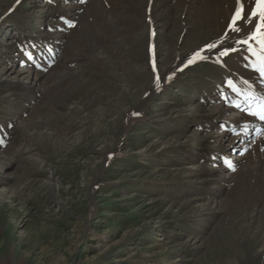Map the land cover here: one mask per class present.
<instances>
[{"label": "rangeland", "instance_id": "1", "mask_svg": "<svg viewBox=\"0 0 264 264\" xmlns=\"http://www.w3.org/2000/svg\"><path fill=\"white\" fill-rule=\"evenodd\" d=\"M236 6L0 0V264H264Z\"/></svg>", "mask_w": 264, "mask_h": 264}, {"label": "snow or ice", "instance_id": "2", "mask_svg": "<svg viewBox=\"0 0 264 264\" xmlns=\"http://www.w3.org/2000/svg\"><path fill=\"white\" fill-rule=\"evenodd\" d=\"M251 3V9L248 10L246 0H236L237 6L225 33V37L229 33H235L232 42L234 45L241 47L226 48L219 55L225 56L230 52L237 51L246 52L247 55L244 56V59L248 61V66L258 72L260 79L264 80V0H251ZM241 20L244 21V26L239 23ZM242 32H244V35H241ZM221 43H223V38ZM217 46L216 43H212L206 45L205 49L212 50ZM205 49L196 52L188 60V64L194 63L197 59H205L206 57L201 55V52ZM156 70V64L153 61V71ZM156 79L159 82V76ZM229 83L231 84V81ZM244 83L247 85L248 81H244ZM249 87L251 86L249 85ZM246 100H248L250 106L245 110L260 120H264V95H254L252 92H247Z\"/></svg>", "mask_w": 264, "mask_h": 264}]
</instances>
